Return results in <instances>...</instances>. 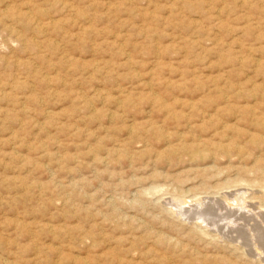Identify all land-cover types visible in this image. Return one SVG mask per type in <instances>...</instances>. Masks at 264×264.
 I'll list each match as a JSON object with an SVG mask.
<instances>
[{
  "label": "rangeland",
  "instance_id": "obj_1",
  "mask_svg": "<svg viewBox=\"0 0 264 264\" xmlns=\"http://www.w3.org/2000/svg\"><path fill=\"white\" fill-rule=\"evenodd\" d=\"M0 264H264V0H0Z\"/></svg>",
  "mask_w": 264,
  "mask_h": 264
},
{
  "label": "bare ground",
  "instance_id": "obj_2",
  "mask_svg": "<svg viewBox=\"0 0 264 264\" xmlns=\"http://www.w3.org/2000/svg\"><path fill=\"white\" fill-rule=\"evenodd\" d=\"M34 18H35V17H34ZM232 148H233V147H232ZM184 149H185V148H184ZM192 150H193V149H192ZM223 150H224V149H223ZM225 150H226V149H225ZM227 150H228V149H227ZM193 151H194V150H193ZM229 151H230V150H228V152H229ZM186 152H187V151H186ZM195 152H196V151H195ZM188 153H189V152H188ZM223 153H224V151H223ZM189 154H190V155H191V154L194 155V154H196V153L191 152V153H189ZM201 154H202V153H201ZM197 155H198V154H197ZM202 155H203V154H202ZM202 155L199 154L198 156L201 158ZM203 156H204V155H203ZM205 156H206V155H205ZM191 157L194 158V156H191ZM196 157H197V156H195V158H196ZM203 158H204V157H203ZM259 202H260V201H259ZM242 206H243V205H242ZM248 211H249V210H248ZM256 215H257V214H256ZM191 217H192V216H191ZM257 217L261 219L263 216H261V214H258ZM202 218H203V217H202ZM197 219H198V218H197ZM240 221H241V220H240ZM256 223H257V222H256ZM260 223H261V222H260ZM231 224H232V223H231ZM262 228H263V227H262ZM196 229H198V228L196 227ZM201 230H202V229H201ZM253 238H254V237H253ZM254 245H255V244H254ZM229 248H230V247H229ZM255 250L257 251V250H258V247H255ZM259 255H260V254H259Z\"/></svg>",
  "mask_w": 264,
  "mask_h": 264
}]
</instances>
